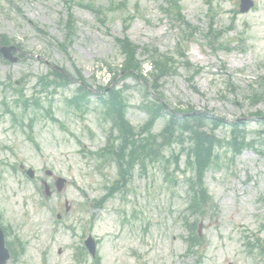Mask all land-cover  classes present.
<instances>
[{
	"label": "rangeland",
	"instance_id": "374dc122",
	"mask_svg": "<svg viewBox=\"0 0 264 264\" xmlns=\"http://www.w3.org/2000/svg\"><path fill=\"white\" fill-rule=\"evenodd\" d=\"M77 1H92L105 7L106 25ZM111 1L122 0L74 1L76 33L69 52H63L57 41H68L64 28L68 14L65 0H0V33L20 42L25 53L15 64L0 61V146L6 147L0 148V207L4 223L13 227L26 247L16 264H94L96 258L88 253L85 260L74 256L91 233L99 241L97 255L101 264H264L248 244V237L255 233L263 235L264 155L256 150L245 149L233 158L229 148H222L218 165L208 170L207 186L218 208H208L203 216H198L199 222H204L203 236L207 239L200 250L203 261L198 262V254L188 252L184 240L188 233L184 227L188 214L187 186L165 180L162 164L149 163L145 173L136 167L127 191H118L102 206L91 205L105 195L118 176L116 163L98 169L92 154L106 144L110 126L101 118L95 95L83 119L65 105V98L76 90L74 83L54 95L55 116L68 130L43 111H33L36 142L29 135L30 116L16 122L5 111L3 101L14 107L16 96L14 88H8L10 81L23 78L18 86L32 95L38 77L49 69L46 62L66 67L73 78L78 67L95 88L109 81L112 70L123 62L115 37L125 35L124 12L109 10ZM136 1L127 0L130 10ZM181 1L187 20L200 30L197 39L190 42L187 56L192 66L203 70L190 82L181 60L179 71L163 81L161 91L166 101L174 106L193 104L225 121H243L248 124L250 136H254L261 125L255 113L264 114V99L252 98L264 76V0H254V6L245 13L239 10L241 0H213L214 28L233 26L223 39V44L231 42L232 46L222 50L204 42L203 35L211 25L210 0ZM161 3L140 0L138 16L126 34L141 47L149 44L164 53L174 52L181 38L180 28L163 13ZM31 21L47 30L49 37L34 30ZM139 52L140 59L145 60L142 48ZM145 66L150 68L147 61ZM125 82L130 106L127 117L136 128L148 117L140 107L144 88L133 79ZM43 100L47 101L45 97ZM17 111L21 113L20 109ZM163 123L164 118L157 124L156 132ZM230 129L222 126L217 133L228 138ZM180 150L174 144L165 153ZM185 157L183 153L182 164ZM24 163L35 169L34 179L20 169L19 165ZM47 169L68 180L62 191L55 187V176L46 175ZM177 177L182 180L183 173L179 172ZM44 180L52 185L53 193L48 197L44 195ZM60 213L62 217L58 219ZM9 264L15 261L11 259Z\"/></svg>",
	"mask_w": 264,
	"mask_h": 264
},
{
	"label": "trees",
	"instance_id": "16d2710c",
	"mask_svg": "<svg viewBox=\"0 0 264 264\" xmlns=\"http://www.w3.org/2000/svg\"><path fill=\"white\" fill-rule=\"evenodd\" d=\"M169 3V13H173L177 20L183 24H186L184 15L181 12V7L178 0H167ZM69 4L72 0H68ZM85 4L92 9L96 15L102 14L104 10L95 7L93 2ZM71 9V4L68 7ZM128 17H131L130 15ZM74 17L71 13L69 19L65 25L67 32V40L71 42L74 32ZM188 28L191 26L192 35L196 32L195 28L189 23ZM126 26V25H125ZM45 36L48 35L46 30L40 29L39 26H35ZM128 26H126V29ZM187 34V31H184ZM222 31H215L211 29L207 33L208 44L216 46L219 40L223 37ZM120 49H122L125 56L122 68L119 71H115L112 79H115L120 75V80H124L128 77H135L144 83L146 94L148 95L146 101L143 103V108L148 113V119L145 124L141 126L139 131H135L128 119L125 117L126 110L128 108V99L124 95L125 88L118 89L116 86L110 87L107 85L103 87V90H108L107 94H101V102H103L106 108V116L113 121L112 133L109 138V144L106 148L104 155L113 159L119 165V175L121 179L116 182L119 183L122 180L125 182L130 175V171L136 164H140L143 168L149 163L161 162V160L167 161L169 158L164 154V149L170 147L174 143H179L183 146L185 143H190L186 148L188 152L186 169L191 172L192 176L186 177L189 184V192L192 194L191 205L194 214L197 212H203L209 205L213 208H217V205L212 201V197L208 194V190L205 187L204 177L206 169L215 162L218 157V148L225 145H229L239 153L243 148L251 145L247 139L249 137L247 128L243 124L230 123L232 129L230 131V139L225 140L219 138L215 134L216 129L221 126V121L218 118L209 116L208 114L195 112L193 107L174 109L169 106L163 93L160 92L161 82L177 71L178 61L173 55L162 53L159 48H150L144 46V52L150 59L152 69L150 72L145 73L143 71V62L138 59V47L128 37L117 38ZM11 40L6 35H1V43L10 44ZM61 48H66L67 44H59ZM178 53L176 56L185 58V49L180 42L178 44ZM1 57V54H0ZM187 67L190 68V63L187 61ZM49 75H44L40 80V84L44 89L50 87L57 88L59 86H65L70 82L69 77L58 70H50ZM200 70H195V73ZM50 75H54L52 79ZM90 90L89 85L86 82L80 86L79 94L76 98L69 100V104L78 109H85L86 105L90 102ZM254 96L257 98H264V80L259 91L254 92ZM162 116H168V120L164 125L162 131L158 134L153 132L155 123ZM208 121L211 122L208 125ZM114 131H118L115 135ZM260 146H264V128L258 132ZM253 143V142H252ZM264 153V149L263 152ZM177 169L180 167V161L178 156L175 158ZM167 168V166H166ZM185 172V171H184ZM187 173V172H186ZM169 174V172L167 173ZM264 201V200H263ZM189 225L192 224L189 218ZM194 224H192L193 228ZM191 249L201 242V239L194 233L187 237ZM249 244L254 250H257L259 255L264 257V238L255 236L249 241Z\"/></svg>",
	"mask_w": 264,
	"mask_h": 264
},
{
	"label": "water",
	"instance_id": "95a60500",
	"mask_svg": "<svg viewBox=\"0 0 264 264\" xmlns=\"http://www.w3.org/2000/svg\"><path fill=\"white\" fill-rule=\"evenodd\" d=\"M251 5L252 2L245 3V5L242 6V10L248 9L249 6ZM14 49H16V47L14 46L8 48L1 46V52L6 56V58L16 61V58H14L12 54V50ZM86 244H88L92 254L95 255L96 244L93 243V239L90 238L88 241H86ZM8 257H9V252L8 249L5 248V236L3 237V232L0 227V264H6Z\"/></svg>",
	"mask_w": 264,
	"mask_h": 264
}]
</instances>
